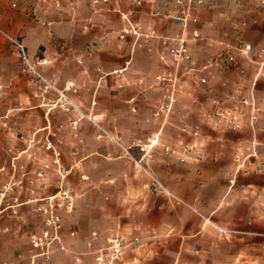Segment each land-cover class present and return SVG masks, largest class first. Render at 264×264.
<instances>
[{"label": "rangeland", "instance_id": "obj_1", "mask_svg": "<svg viewBox=\"0 0 264 264\" xmlns=\"http://www.w3.org/2000/svg\"><path fill=\"white\" fill-rule=\"evenodd\" d=\"M58 1L48 0L40 8L36 0H0V264H25L30 252L39 253L30 235L45 227L47 214L39 207H45L49 197H55L53 212L60 218L59 234L65 245L92 228L86 242L92 247L93 239L100 236L95 227L101 199H128L126 207L142 210L117 221L113 234L122 238L123 252L112 264H126L124 250L133 245L126 230L138 233L132 238L135 245L148 230L175 231L174 213L181 207L194 211L201 226L211 228L218 240L230 243V257L226 252L223 262L218 258L223 252L216 251L217 259L210 264H264V0H221L220 6L200 13L205 20H214L217 29H227L231 37L240 34L252 49L245 54L233 47L238 68L209 76L211 88L198 87L196 75L178 76L173 107L160 116L154 112L164 100L166 86L158 84L156 74L126 75L155 66L142 43L146 39L132 34L121 37L122 12L133 11V20L143 31L148 29L141 12L146 0L141 4L92 0L101 6L104 19L97 31L85 28L82 0ZM156 17L165 27L175 25L170 18ZM238 22L241 26L233 29ZM12 38L25 43L39 74L22 62ZM192 52L199 67L215 57L208 55L205 44H195ZM127 61V71L114 73ZM224 81L229 85L226 91ZM243 96L255 102L257 117L251 123L250 116H243L241 126L233 129L231 114L252 110L241 103ZM209 97L215 100L209 106L193 103ZM195 129L212 138L188 133ZM152 132L158 136L148 135ZM177 138L185 139V153L178 157ZM202 144L219 149L220 164L208 167L210 178L225 182L230 192L226 201L238 210L224 221L197 209L168 182L167 156L178 158L184 170L199 158L214 159L211 154L189 155L187 149ZM156 180L166 190L155 187ZM63 191H69L70 197ZM154 200L166 203L171 215L167 224L145 211ZM9 203L14 206L8 207ZM244 213L248 218L239 219ZM113 234L106 235L101 248ZM45 261L37 257L38 264Z\"/></svg>", "mask_w": 264, "mask_h": 264}, {"label": "crops", "instance_id": "obj_2", "mask_svg": "<svg viewBox=\"0 0 264 264\" xmlns=\"http://www.w3.org/2000/svg\"><path fill=\"white\" fill-rule=\"evenodd\" d=\"M36 2H38L37 5L40 6V8H43L48 3V0H36ZM113 2L116 1L113 0ZM80 5V10L83 12V16H85V28H94L95 31H97L98 28L102 29L104 26V19L99 14L101 6L94 5L92 0H82ZM220 5L221 0L210 7H205L195 12L194 19L191 20L189 25L190 29L183 31L181 27L172 24L165 27L161 18L152 15V11L155 9L172 7L170 3L165 0H146L143 9L141 10L143 13L142 19L144 26L148 28L156 27L158 29L159 36L150 40H142V43L146 45V49L155 66L138 70L134 69V71L130 70L126 73V75L134 76L139 72L146 76L155 75L162 64L160 60L161 53H166L168 61L171 64V68L174 69L175 65L171 56L167 53V48L169 45L176 43L174 40L176 35L183 34L188 38V44L191 51L195 44L208 45V55H214L215 57H217L220 52L227 51L228 45L245 42L239 33V35L231 37L232 33H230L227 29H223L222 31L217 29L216 26L218 25L214 20H205L201 17L200 13L202 11L207 9L213 10ZM92 10L95 12L94 15L91 13ZM121 24L124 26L123 21ZM233 24L235 25L233 29H237L241 26L239 22ZM196 29L201 32V37L198 39L193 38V31ZM233 33L236 34L237 31ZM164 37L167 39H164ZM136 42L137 41L133 43L131 55H134L135 53ZM193 59L195 60L193 69L189 70V67L184 64L181 67L179 76H198V87L202 86L211 88V80L209 76L212 74L226 75L231 70L234 71L238 68V61L231 67L224 66V64L220 61H214L211 64L206 63L199 67L197 66L194 54ZM203 77L208 80L206 84L201 82ZM226 85L229 86L228 82L224 81V91L228 90ZM213 102H215V100H212L210 97L205 101H200L198 99L193 100V103H195L194 105L197 107L209 106ZM146 120L150 121L149 118ZM118 121L120 123V120ZM188 133H191L194 136H200V138L203 139L212 138V135H200L199 131L198 134H194L190 131ZM139 134L140 133H137L136 135ZM148 135H152L153 137L158 136L156 132H152ZM213 139H223V137L215 136ZM176 140L178 143L176 145L177 149L175 152L177 154L175 156H183L185 151L182 144L185 139L177 138ZM202 146L203 144L199 148L198 146L189 148L190 150L187 149V152L189 155L196 157L198 155L206 156L211 154L212 158L215 160L199 158L197 163L189 166V170H184V163H180L178 158H176V160H172L168 159L167 156V159L165 160V169L169 172L167 175L169 185L173 187L179 195L190 201L197 209L213 215L214 219L219 221L230 219L231 214H233V212H237L238 210H233L232 203L226 201L230 192L227 190L225 182L213 175L212 178H210L208 169L209 166L215 165L217 167L220 164V157L217 156L219 149L214 146ZM184 160H182V162ZM173 161H175L174 166H172ZM126 200L128 199L115 198L109 201L101 199L97 203L99 218L95 228L100 229V236L97 239H93L92 247L86 244L87 240L91 239V228L89 231L83 232L80 237L74 240L70 239L66 242V250H60L58 248V242H54L51 259L49 261H45L44 263L72 264L74 261L76 264L81 262L86 264H95L96 252L102 245H104L106 235L113 234L117 231L116 226L119 225L117 221L122 219V217H124V219L133 218V215L131 214H141L142 212L140 208L134 209L132 207H126ZM167 208L166 203L161 201L156 202L154 200L153 202L150 201L149 206L145 209V211H148V213H155L156 217L158 216L160 221L167 224L166 222L171 216H169ZM174 215L175 231L168 229H162L160 231L156 229L148 230L144 233L143 238L139 237L141 241L138 245H135L137 243L136 238L132 240L133 236L138 235V233H131L126 230L124 234L128 241H132L131 244L133 245L125 248L123 253V262L126 264H201L200 262H202V264H210L212 261L215 262L217 259L216 251L223 252L222 255L218 256L219 260H222L223 262L226 260V252L227 257H230L232 252L230 243L218 240L215 232L211 228L202 227L201 219L194 211L186 207H181L176 209ZM247 218L246 213L239 215V219L244 220ZM86 235L87 237L84 238ZM72 251L75 252L74 255L72 254ZM31 257L32 252L28 254L25 264L29 263Z\"/></svg>", "mask_w": 264, "mask_h": 264}, {"label": "built area", "instance_id": "obj_3", "mask_svg": "<svg viewBox=\"0 0 264 264\" xmlns=\"http://www.w3.org/2000/svg\"><path fill=\"white\" fill-rule=\"evenodd\" d=\"M58 4L59 1L55 0ZM137 4H141L142 0H134ZM168 3L172 5V7H169L161 12V10H153L152 15H162L165 18H170L172 23L175 25L181 27L183 31H186L188 28L189 23L192 19H194V13L198 10L210 7L214 4H216L219 0H165ZM133 11L129 12H122V18L124 21V26L122 27V33L121 37H125L127 34H132L136 36L137 38L143 37L146 40L153 39L155 37H158V31L156 28L151 27L143 31L141 29V26L139 23L135 22L132 18ZM201 37V32L199 30L193 31V38L198 39ZM166 37H164L165 39ZM167 39V38H166ZM174 40L176 41L175 44L169 45L167 48V53L171 56L175 68L172 69L169 67V61L166 53L160 54V60L163 64V66L157 71L156 77L158 84L164 85L165 90L163 92V98L164 100L159 104V108L157 111L154 112V116H160L163 113H168L172 107L173 103L175 102V92L177 90V82H178V76L180 75L181 67L182 65H186L189 67V70L193 69V65L195 63V60L193 59L192 51L188 44V38L185 37V35H176L174 37ZM12 42L14 43L17 54L21 58L22 62L31 70L37 72L35 64L31 57L29 56V53L27 51V47L25 43L17 38H12ZM238 49L240 52L247 54L251 49L252 45L250 43L246 42H240L238 45H228V50L225 52H220V54L217 57H214L209 60L207 64H211L214 61H220L224 64L226 67H231L237 63V58L233 53L232 48ZM130 61H127L123 66H121L118 69L114 70V73H123L128 70ZM38 73V72H37ZM39 74V73H38ZM201 82L203 84H206L208 82L207 78L203 77L201 79ZM241 103L245 105L246 107H251V112L249 111H241L240 113H234L231 114L230 117V124L233 129H237L241 126V117L243 116H250V121L253 123L256 120V115L254 114L256 105L255 102L246 96H243L241 98ZM133 110H136L135 107H133ZM223 114V113H222ZM186 130V128H184ZM194 134H198V130L195 129L193 131ZM155 187H161L166 190V188L162 185L160 181H155L154 183ZM65 197H70L69 191H63V194ZM177 200L182 201L177 196L173 195ZM54 198L55 197H49L46 199V206L45 207H39V210H44V212L47 214L46 218V225L41 230L33 231L30 235V242L33 247V249L39 250V253L32 254V257L28 264H38L37 257L43 256L46 261H49L51 259V254L54 249V242H58V248L60 250H66V245L61 239V236L59 234V228H60V218L58 215H56L53 212L54 207ZM16 200V199H15ZM8 207H13L14 204L9 203ZM72 204L68 201L67 206H71ZM14 213L17 212V210H13ZM96 233H93V236H95ZM108 245L104 248H100L97 253V262L98 264H112L115 261L120 260L122 255V238L119 234H113L108 239ZM89 244H91L89 242Z\"/></svg>", "mask_w": 264, "mask_h": 264}]
</instances>
